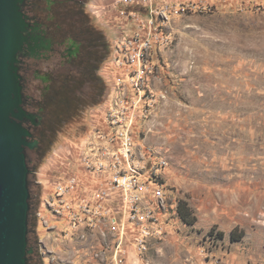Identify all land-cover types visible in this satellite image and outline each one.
Instances as JSON below:
<instances>
[{
	"label": "rangeland",
	"instance_id": "374dc122",
	"mask_svg": "<svg viewBox=\"0 0 264 264\" xmlns=\"http://www.w3.org/2000/svg\"><path fill=\"white\" fill-rule=\"evenodd\" d=\"M90 2L77 4L89 10L101 56L86 78L105 101L121 70L112 64L118 30L110 28L119 20L95 16ZM171 3L175 8L158 21L159 35L142 63L145 83L134 134L140 148H152L156 160L164 159L162 179L170 201L179 205L182 200L193 223L174 217L172 234L167 229L155 233L141 255L138 243L127 236L126 256L117 261L264 264V0ZM129 9L146 17L142 7ZM126 26L130 34L136 29L129 21ZM121 90L131 96L136 91L131 85ZM90 104H78L50 121L41 148L31 152V237L43 264L117 263L111 248L112 257L103 259L99 230L49 234L38 220L41 198L53 188L47 177L58 173L48 165L65 161L64 171L78 168L73 148L91 124L95 106ZM57 149L62 151L58 157ZM234 230L237 240L231 239ZM111 242L116 245L113 236Z\"/></svg>",
	"mask_w": 264,
	"mask_h": 264
},
{
	"label": "built area",
	"instance_id": "2783aa9c",
	"mask_svg": "<svg viewBox=\"0 0 264 264\" xmlns=\"http://www.w3.org/2000/svg\"><path fill=\"white\" fill-rule=\"evenodd\" d=\"M171 1L91 0L89 6L95 16L106 14L119 20L112 64L121 70L112 81L107 99L92 109L88 131L73 148L78 168L64 171L61 165L65 161L56 166L58 173H52L48 182L52 191L44 193L37 212L45 233L99 230L105 240L103 259L112 255L116 264L117 258L126 256L127 236L138 243L139 255L144 254L151 237L164 234L170 220L180 217L177 202L170 201L162 179L164 159L156 160L152 148H140L134 134L145 83L142 63L159 35L158 21L168 19L175 8ZM132 6L144 8L146 17L130 10ZM179 6L185 7L184 3ZM127 21L136 28L131 34ZM127 85L136 90L132 96L121 90ZM67 149L68 153L73 151ZM61 152L57 149L56 157ZM80 236L86 238L87 234L82 232Z\"/></svg>",
	"mask_w": 264,
	"mask_h": 264
},
{
	"label": "flooded vegetation",
	"instance_id": "af4514ba",
	"mask_svg": "<svg viewBox=\"0 0 264 264\" xmlns=\"http://www.w3.org/2000/svg\"><path fill=\"white\" fill-rule=\"evenodd\" d=\"M80 0H23L22 11L28 28L27 41L18 54L19 72L24 86V108L34 115L23 124L32 132L27 147L30 168L31 152L41 148L49 122L65 117L76 105L91 102L98 94L87 80L100 55L96 41L100 34L89 19V10L81 9ZM69 111V112H67ZM33 196V195H32ZM30 264H43L30 234Z\"/></svg>",
	"mask_w": 264,
	"mask_h": 264
},
{
	"label": "water",
	"instance_id": "95a60500",
	"mask_svg": "<svg viewBox=\"0 0 264 264\" xmlns=\"http://www.w3.org/2000/svg\"><path fill=\"white\" fill-rule=\"evenodd\" d=\"M23 0H0V264H30L32 190L27 147L32 132L25 118L18 54L27 41Z\"/></svg>",
	"mask_w": 264,
	"mask_h": 264
},
{
	"label": "trees",
	"instance_id": "16d2710c",
	"mask_svg": "<svg viewBox=\"0 0 264 264\" xmlns=\"http://www.w3.org/2000/svg\"><path fill=\"white\" fill-rule=\"evenodd\" d=\"M102 102H103V101L101 100V97L98 96V94H96V95L92 98V100H91V102H90V103H91V104H90V107H91V106H97V105H100ZM184 206H185V203H184L182 200H180V201H179V205H178V211H179V213H180L181 218H182L185 222H187V223H193V222H192L193 220H190V219L187 217V214L185 213V210H184ZM220 234L222 235L223 233L220 232ZM237 236H239V235H237L236 230H234V231L232 232L231 239H232V240H237V239H239L240 236H239V237H237Z\"/></svg>",
	"mask_w": 264,
	"mask_h": 264
},
{
	"label": "crops",
	"instance_id": "0c3cea01",
	"mask_svg": "<svg viewBox=\"0 0 264 264\" xmlns=\"http://www.w3.org/2000/svg\"><path fill=\"white\" fill-rule=\"evenodd\" d=\"M110 18H112V17H110ZM130 26V25H129ZM132 27V26H131ZM111 29H112V32L114 33L117 29V27H114V26H112V27H110ZM111 32V33H112ZM48 168L50 169V168H52V169H56V165L55 164H53V162H51L49 165H48ZM48 173H51V170L50 171H47ZM48 179H47V182H50L51 181V176H48L47 177ZM51 218L52 219H54L55 218V216L54 215H51ZM171 224H169V226H168V231H169V234H172V232L173 231H171V226H170ZM181 225H184V223H182L181 222ZM44 234V233H43ZM50 234V233H49ZM51 234H53V232H51Z\"/></svg>",
	"mask_w": 264,
	"mask_h": 264
}]
</instances>
